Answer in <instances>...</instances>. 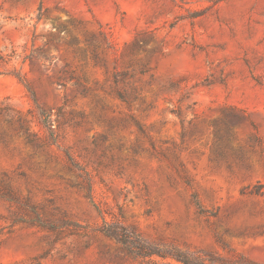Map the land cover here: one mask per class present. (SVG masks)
I'll list each match as a JSON object with an SVG mask.
<instances>
[{
	"label": "rangeland",
	"instance_id": "1",
	"mask_svg": "<svg viewBox=\"0 0 264 264\" xmlns=\"http://www.w3.org/2000/svg\"><path fill=\"white\" fill-rule=\"evenodd\" d=\"M0 58V173L58 227L0 197V264H181L128 255L105 223L264 264V0H0Z\"/></svg>",
	"mask_w": 264,
	"mask_h": 264
},
{
	"label": "trees",
	"instance_id": "2",
	"mask_svg": "<svg viewBox=\"0 0 264 264\" xmlns=\"http://www.w3.org/2000/svg\"><path fill=\"white\" fill-rule=\"evenodd\" d=\"M15 57V54L14 56ZM22 59V62L26 64L27 62L31 65V68L33 69L36 65V57L34 52L30 54H24V56H20ZM0 61L3 62V58H0ZM16 77L20 80V82L25 86L27 91L32 97V100L34 101L36 108L38 109V116L37 120L38 122L43 125L44 127L49 126L50 117L51 114H49L43 107H41L37 100V93L34 90V88L31 86L30 82L28 81L26 75L21 76V74H16ZM57 85H60L62 87L65 86V84H62L61 80H58ZM121 97L125 99V96L121 94ZM0 116L6 117L5 121L8 123H12L13 117L11 116L10 112L0 106ZM18 127L17 130L20 133L25 134V138L28 143L33 144L36 148H42V144H45L47 146L53 145L55 140V133L53 131H50V139L53 140V142H48L47 140L43 139L42 137H39V134L36 132L30 131L28 121L21 115L18 117L17 120ZM52 129V128H50ZM3 134H0V139H2ZM67 159L70 164V167L72 169H80L78 164L73 160L71 156L67 154ZM87 181V190H88V198L92 199V186L90 184V180L86 178ZM0 197H2L4 200H7L10 203H14L17 206H20L19 209H16L13 214V222L14 223H29V224H38L41 225L44 228L55 230L58 227H56L51 220L46 219L40 214L37 207L30 204L28 201L20 202L18 196L13 192L11 188V184L8 180H6V173L1 172L0 173ZM28 209L29 212L33 214L32 217L26 218L22 215L21 209ZM101 232L108 238L114 239L116 242H118L121 246L124 252H126L128 255L132 257H153L158 256L163 259H172L175 260L181 264H207L205 260H203L201 257L194 255L190 252H184L179 250H174L172 252H167L164 250L159 249L158 247H154L147 243L142 237L135 232L129 231L128 229L120 226L115 225H109L108 223H105L103 226ZM1 235V233H0ZM0 244H1V237H0ZM247 264H254L252 262H249Z\"/></svg>",
	"mask_w": 264,
	"mask_h": 264
}]
</instances>
